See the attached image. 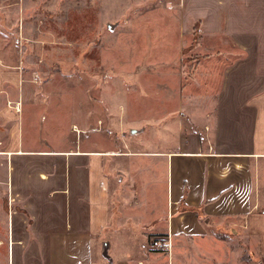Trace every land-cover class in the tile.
<instances>
[{
	"label": "crops",
	"instance_id": "0c3cea01",
	"mask_svg": "<svg viewBox=\"0 0 264 264\" xmlns=\"http://www.w3.org/2000/svg\"><path fill=\"white\" fill-rule=\"evenodd\" d=\"M36 1L0 0V12H10L18 30L20 17ZM151 1L176 8L177 33L197 28L201 35H222L237 55L224 66L216 88L198 93L147 89L145 96L173 92L184 99L171 109L145 105L143 147L101 142L89 147L77 137L65 147L48 146L51 142L44 139L42 147L34 148L20 137L14 148L1 149L12 152L2 154L10 190L13 186L22 209L17 228L10 214L0 233L11 240L7 263L11 252V264H143L135 258L138 243H128L142 238L143 232L132 226V218H139L137 224H165L162 237L186 239L188 246L216 239L222 229L220 246L226 247L225 234L234 238L242 232L251 241V255L264 264V0ZM14 102L21 105V100ZM148 127L155 128L152 137ZM169 128H176L173 141ZM143 170L147 179L163 184L161 191L155 189V207L143 199ZM121 181L140 185L135 202H112V190ZM10 197L14 199L12 190ZM120 207H145L147 219L143 213L124 217Z\"/></svg>",
	"mask_w": 264,
	"mask_h": 264
},
{
	"label": "rangeland",
	"instance_id": "374dc122",
	"mask_svg": "<svg viewBox=\"0 0 264 264\" xmlns=\"http://www.w3.org/2000/svg\"><path fill=\"white\" fill-rule=\"evenodd\" d=\"M153 2L37 0L20 17L18 30L10 12H0V233L11 215L12 227L17 228V212L22 210L13 186L10 199V172L7 175V158L2 154L6 151L1 149L14 148L20 137L34 148L42 147L44 139L51 142L48 146L65 147L77 137L89 147L99 142L116 148L143 147L145 105L171 109L184 99L173 92L145 96L147 89L185 88V93L187 89L198 93L219 86L221 71L237 55L236 48L222 35H201L197 28L177 33L176 8ZM227 51L229 57L224 55ZM17 99L22 111H16ZM175 129H168L172 141ZM146 131L155 134L154 127ZM126 181L112 190L114 204L139 198L137 181L134 185ZM157 187L161 191L163 184L147 179L143 170V199L151 207L157 204ZM120 210L124 217L143 213V221L147 219L145 207ZM137 219L132 218V226L143 232L142 238L128 243H138L135 258L143 264H262L259 256L251 255V241L242 232L234 238L225 234L226 247L220 246L222 229L216 231V239L188 246L186 239L162 237L165 224L156 228L155 223L137 224ZM124 226L131 229L130 223ZM7 242L11 240L0 238V264L12 263L11 252L7 263Z\"/></svg>",
	"mask_w": 264,
	"mask_h": 264
},
{
	"label": "bare ground",
	"instance_id": "6f19581e",
	"mask_svg": "<svg viewBox=\"0 0 264 264\" xmlns=\"http://www.w3.org/2000/svg\"><path fill=\"white\" fill-rule=\"evenodd\" d=\"M15 108H16V110H21V109H22V108H21V105H20L19 103H17V105H16ZM74 128H75V127H74ZM0 153H1V152H0ZM5 153H6V154H10V155L12 154L11 151H6ZM10 199H11V198H10ZM11 200H12V199H11Z\"/></svg>",
	"mask_w": 264,
	"mask_h": 264
}]
</instances>
